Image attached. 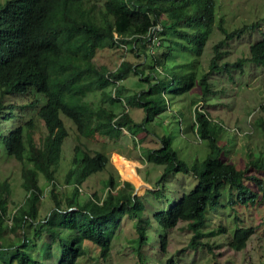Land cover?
<instances>
[{
    "label": "trees",
    "instance_id": "16d2710c",
    "mask_svg": "<svg viewBox=\"0 0 264 264\" xmlns=\"http://www.w3.org/2000/svg\"><path fill=\"white\" fill-rule=\"evenodd\" d=\"M215 26L224 37L214 45L210 69L198 78ZM256 27L254 22L228 29L225 18H217L216 0H0V157L19 162L25 190L23 201L14 202L12 182L1 172L0 162V264H77L90 245L96 248L95 257L106 262L126 215L134 219L137 236L132 241L142 264L144 247L149 242L154 247V234L148 229L156 231L154 220L162 252L167 250L168 232L181 221L192 230V247L212 249L202 239L207 236V215L221 203L226 185L230 204H255L264 198V152L250 149L245 166H238L226 155L230 141L222 124L207 110L194 109L191 130L209 150L202 158L188 160L178 144L181 124L174 129L164 116L175 117L172 105L193 90L197 79L208 94L211 72H243L247 61L264 65V36L249 46L248 56L220 63V46ZM165 42L167 53L157 54L154 48ZM104 43L111 47L127 43L130 51L145 56L149 70L126 59L115 70L91 66L88 62ZM132 72L145 86L128 95L126 103L143 109L142 120L129 109L119 113L105 102L91 108L81 101L91 90H101L103 101H119L117 95L125 89L119 82ZM111 85H117L114 92L107 89ZM88 111L101 135L116 138L123 128L131 133L138 129L159 141L158 147L142 151L147 162L162 168L157 187L150 192L161 193L171 174L190 175L195 186L154 214L148 197L134 195L130 181L122 184L107 152L93 153L80 143ZM175 115L178 121L179 114ZM65 118L71 120L77 137L61 182L64 143L71 135ZM258 124L264 130V120L259 118ZM224 133L227 139L220 144ZM105 170L109 173L102 181L105 194L93 191L82 198L83 185ZM44 193L51 195L54 205L41 218ZM255 233L254 226H240L226 240L242 250ZM164 264L176 262L169 258Z\"/></svg>",
    "mask_w": 264,
    "mask_h": 264
},
{
    "label": "rangeland",
    "instance_id": "374dc122",
    "mask_svg": "<svg viewBox=\"0 0 264 264\" xmlns=\"http://www.w3.org/2000/svg\"><path fill=\"white\" fill-rule=\"evenodd\" d=\"M216 2L217 18L224 17L228 29L254 22L257 26L256 29L224 42L219 48L222 53L220 63L233 62L240 57L248 56L249 46L264 36V0H216ZM223 37V32L215 26L202 55L198 78L210 69L214 45ZM166 45L165 42L162 47H155V52L166 54ZM124 59L135 62L140 67H144L146 71L149 70L148 62L145 64V56L142 53L137 54L135 51H130L127 43L118 47H111L109 43L102 44L98 48L96 56L88 64L115 70ZM211 73L209 75L211 92L205 94L199 79H197L193 90L187 95L177 98L176 103L172 105L174 116L177 118L175 113L179 114L178 121L168 113L169 115L164 116V122L172 120L174 129L178 122L181 124L183 137L179 138L178 144L181 146L185 158L188 160H192L194 157L202 158L209 147L206 141L197 137L191 130V119L194 109L207 110L211 117L219 121L223 129L227 131L230 141V148L226 154L228 159L234 161L238 166L244 167L250 149L257 154L261 151L264 152V130L258 124L259 118L264 120V65L247 61L243 72L234 69L230 72L216 70ZM119 83L125 87L117 95L120 98L119 101L113 103H110L109 100L103 101L101 90L89 91L81 98V101L87 103L91 108H96L105 102L107 106L119 113L129 109L136 120H142L145 117L143 109L127 105L126 97L143 88L144 81L140 79L139 75L132 72ZM116 86L111 85L107 89L114 92ZM167 96L169 97L168 94ZM86 120L88 127L84 136H81L80 143L93 153L96 150L107 152L116 171L115 174L119 175L122 184L124 181H130L133 184V190L137 189V195L148 197L151 200L148 202V208L152 211L154 209V214L175 204L181 193L189 192L197 183L195 178L190 175L171 174L166 178V186L161 193L150 192L149 189L157 187L162 168L147 162L142 151L147 147H158L159 141L138 129H132L131 133L127 128L122 129L123 132L120 136L110 138L101 135L95 129L93 124L96 119L90 111L87 112ZM65 123L70 129L71 135L64 143L63 164L59 171L61 182L65 181V174L70 163L71 144L75 143V137H77L76 128L71 125V120L65 118ZM156 129L161 131L162 127L157 125ZM225 135V133L222 134L220 144L227 139ZM142 137L144 141L140 142ZM0 162L1 172L8 175L12 182L14 202L23 201L25 190L21 185L19 162L15 159L4 160L2 157H0ZM125 164H128L127 168L124 167ZM261 173L263 174V172ZM108 174V170H105L92 176L88 186L83 185L84 193L81 197L84 198L93 191L104 195L107 190L104 189L102 181ZM129 176L132 180L127 179ZM42 183L45 184L43 180ZM75 186L76 184H72L70 188L74 189ZM44 195L40 205L39 215L41 218L45 217L54 205L51 195L49 193H44ZM11 207H14L13 204ZM128 216L123 218L122 226L112 241L111 256L106 262L102 263L101 259L95 257L96 248L90 245L86 255L82 256L77 264H142L132 241V238L137 236L134 219ZM263 221V197H260L255 204L244 205L235 202L230 204L228 185H226L221 203L210 209L207 215L205 226L207 236L202 239L210 243L212 249L208 245L192 247L190 245L192 230L189 229L186 221H181L177 227L168 232L167 250L162 252L158 247L157 231L159 227L154 220L156 231L148 228L150 233L154 234V247L151 246V242L147 244V247H144L145 264H164L169 258H173L176 264H264ZM240 226H254L256 233L250 238L246 248L236 250L229 245L226 235H232ZM223 228L226 229V233ZM150 233L149 235L152 237Z\"/></svg>",
    "mask_w": 264,
    "mask_h": 264
},
{
    "label": "water",
    "instance_id": "95a60500",
    "mask_svg": "<svg viewBox=\"0 0 264 264\" xmlns=\"http://www.w3.org/2000/svg\"><path fill=\"white\" fill-rule=\"evenodd\" d=\"M134 195H137V189H135V191H134Z\"/></svg>",
    "mask_w": 264,
    "mask_h": 264
},
{
    "label": "bare ground",
    "instance_id": "6f19581e",
    "mask_svg": "<svg viewBox=\"0 0 264 264\" xmlns=\"http://www.w3.org/2000/svg\"><path fill=\"white\" fill-rule=\"evenodd\" d=\"M124 167H126V168H127V167H128V164H125V166H124Z\"/></svg>",
    "mask_w": 264,
    "mask_h": 264
},
{
    "label": "built area",
    "instance_id": "2783aa9c",
    "mask_svg": "<svg viewBox=\"0 0 264 264\" xmlns=\"http://www.w3.org/2000/svg\"><path fill=\"white\" fill-rule=\"evenodd\" d=\"M158 29L160 28V27H157ZM154 30V29H153ZM158 43H160V42H158Z\"/></svg>",
    "mask_w": 264,
    "mask_h": 264
}]
</instances>
